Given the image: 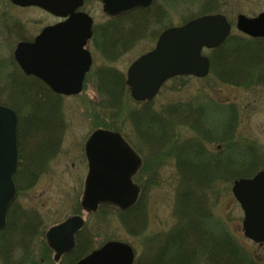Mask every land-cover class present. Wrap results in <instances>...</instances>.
<instances>
[{"label":"rangeland","instance_id":"rangeland-1","mask_svg":"<svg viewBox=\"0 0 264 264\" xmlns=\"http://www.w3.org/2000/svg\"><path fill=\"white\" fill-rule=\"evenodd\" d=\"M153 2L148 7L157 21L149 25L144 37L130 40L124 43L123 47L118 42L119 49L113 53L111 60L97 46L98 35L88 40L87 48L90 51L91 64L81 85L82 89L76 95L58 98V114L54 122L58 129V144L49 153L50 156L47 157L42 171L34 176L32 173L30 177L29 172L37 165L30 156L32 145L27 152V169L23 170V176L29 177L30 181H25L23 177L20 180L18 177V184L26 186L28 182L32 183L34 179L35 181L29 188L15 191V199L12 201L26 214L36 215L39 224L35 231L36 235L31 239L27 264L55 263L44 233L49 227L73 214H80L84 219V226L77 232L75 240L85 239L88 244L86 249L88 252L79 258L102 246L106 241L114 240L132 247L133 263L137 259L142 263L144 255L148 257L151 249L155 247L153 245L160 237L165 236L176 222L173 214L178 175L174 158L171 154L162 153L163 150L156 151L152 146L143 143L136 131L131 129L127 114L133 109H139L141 104L139 105L130 96L124 99L123 111L121 110L117 117L106 114L105 109L98 104L101 98L96 90L95 71L103 66H110L119 72L118 74H121L125 81L130 62L154 46L158 33L168 26L181 25L187 19L203 14H223L231 24L230 34H242L235 27L237 15L242 14L247 17L259 15L260 12H264V0H215L213 4L207 5L205 11H202V7L209 0H154ZM81 10L92 18L93 31L98 25L105 24L108 19L102 11L99 0H83ZM56 20V17L38 7L22 8L13 5L10 0H0V89L3 84L10 81L9 77L12 81L22 82V85L27 83L25 82L27 78H23L20 76L21 73H18L14 47L18 41L32 40L44 25L54 23ZM203 54L209 56V51L205 49ZM39 90L47 99L46 91L43 88ZM126 92L129 95L127 85ZM188 102L204 105L207 121L212 120L214 124L228 114L229 105L234 106L237 113L236 140L242 144L253 143L257 147L255 149L264 152V87L231 86L217 80L209 69L204 77H173L165 81L150 100L149 109L161 113L169 106ZM21 117L25 126L32 119L31 115L26 118L25 113L23 116L21 114ZM21 117L17 113V118ZM100 128L120 132L142 160L139 171L133 177V181L140 186L141 193L137 204L128 214L130 218L132 217L130 229L128 228L130 224L125 226L124 217L122 218L124 215L112 208H102L91 214L81 208L84 177L87 172L84 143L93 130ZM174 132L180 142L194 136L192 130L183 123H179ZM45 150V145H41L37 151L39 157L44 156ZM23 151L25 153L26 149ZM23 161L24 154L20 164L25 168ZM232 184L233 180L220 182L213 193L204 197L208 198L207 206L211 219L213 222L224 221L228 232L246 252L264 264V241L258 244L245 237L242 232L243 211L231 192ZM17 255L18 251H16ZM146 261L145 257L144 262Z\"/></svg>","mask_w":264,"mask_h":264},{"label":"trees","instance_id":"trees-1","mask_svg":"<svg viewBox=\"0 0 264 264\" xmlns=\"http://www.w3.org/2000/svg\"><path fill=\"white\" fill-rule=\"evenodd\" d=\"M214 2L215 0H209L202 7V11ZM149 9L150 7L137 8L125 12L109 18L105 24L94 29L93 37L98 35L99 40L97 46L109 60L119 49L118 42L123 47L124 43L147 34L149 25L157 21ZM209 59L211 72L217 80L231 86L264 87V37L251 38L243 34H230L219 47L209 49ZM18 73H21L19 69ZM118 73L110 66H103L95 71L96 90L101 98L98 104L105 109L106 114L116 117L124 107V99L129 96L124 77ZM20 76L29 79L25 80L27 83L22 85V82L17 80V83L9 77L10 81L0 89V104L12 107L20 117L25 113L26 118L29 115L32 118L27 126L23 124V117L22 120L18 119L19 161L18 170L13 177L17 190L29 188L35 181L34 179L32 183L21 186L18 184V177L20 180L23 177L25 181H30L32 173L34 176L42 171L49 153L58 144V129L54 122L57 119L60 97L34 76H25L22 73ZM40 88L46 91L47 99L40 92ZM138 104H141L139 109H133L127 114L131 129L136 131L143 143L152 146L156 151L163 150L162 153L171 154L178 175V187L173 214L176 222L173 228L157 240L148 257L144 255L146 262L142 258V263L137 259L133 264H261L228 232L224 221H212L207 206L208 198H204L213 193L220 182L251 176L264 166V152L255 149L257 147L253 143L242 144L236 140L237 113L234 106L229 105L228 114L214 124L212 120L207 121L204 105L201 104L188 102L172 105L161 113L149 109L150 102ZM209 107L208 105V109ZM179 123L192 130L194 136L191 139L181 142L177 139L174 131ZM33 141L36 143H32ZM31 145L33 149L30 156L37 165L26 178L23 170L27 169V152ZM41 145H45L46 149L42 158L37 152ZM23 149H26L25 153ZM23 154L25 168L20 164ZM102 208L111 209L100 206L98 210ZM132 208L125 211L112 208L124 215L123 221L125 226L130 224L129 229L132 227V217L128 214ZM23 211L12 203L6 212V226L0 231L1 264L29 262L27 258L31 239L36 235L39 224L36 215ZM77 241L74 249L54 264H73L77 258L88 252L86 240Z\"/></svg>","mask_w":264,"mask_h":264},{"label":"water","instance_id":"water-1","mask_svg":"<svg viewBox=\"0 0 264 264\" xmlns=\"http://www.w3.org/2000/svg\"><path fill=\"white\" fill-rule=\"evenodd\" d=\"M104 13L117 15L136 7L148 6L151 0H100ZM19 6H37L65 18L44 27L32 41H20L14 58L25 74L45 81L54 91L72 95L80 91L91 58L84 48L91 36L92 19L76 9L83 0H11ZM235 27L251 36H264V12L247 17L238 14ZM230 24L220 13L204 14L177 26L163 29L148 52L130 62L125 84L137 101L151 100L166 79L175 75L203 77L210 62L202 49L218 47L230 33ZM17 116L0 104V230L5 226L9 204L15 197L12 174L17 164ZM88 170L84 177L81 206L87 212L99 205L120 209L132 206L139 188L131 180L140 159L116 132L97 129L85 142ZM231 192L242 211L245 237L264 240V168L252 177L233 181ZM83 225L80 215H72L46 231L48 245L56 251L55 260L74 246V233ZM133 250L124 242L107 241L75 264H132Z\"/></svg>","mask_w":264,"mask_h":264},{"label":"flooded vegetation","instance_id":"flooded-vegetation-1","mask_svg":"<svg viewBox=\"0 0 264 264\" xmlns=\"http://www.w3.org/2000/svg\"><path fill=\"white\" fill-rule=\"evenodd\" d=\"M57 18V20L54 22V23H57V22H59L60 20H62V19H60V18H58V17H56ZM51 24H53V23H51ZM47 25H50V24H47ZM44 26H46V25H44ZM87 45H88V42L86 43V46H85V48H87ZM88 49V48H87ZM139 171V170H138ZM137 174V173H136ZM136 174L134 175V176H136Z\"/></svg>","mask_w":264,"mask_h":264}]
</instances>
